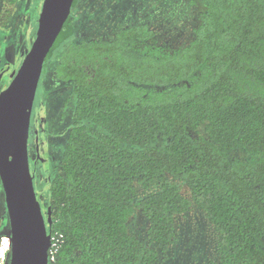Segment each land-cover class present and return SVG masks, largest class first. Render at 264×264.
<instances>
[{"label":"trees","instance_id":"trees-1","mask_svg":"<svg viewBox=\"0 0 264 264\" xmlns=\"http://www.w3.org/2000/svg\"><path fill=\"white\" fill-rule=\"evenodd\" d=\"M186 7L181 42L136 21L72 43L69 15L48 52L76 99L47 184L60 241L48 264H156L192 207L213 228L216 264H264V0ZM136 212L145 243L129 229Z\"/></svg>","mask_w":264,"mask_h":264},{"label":"rangeland","instance_id":"rangeland-1","mask_svg":"<svg viewBox=\"0 0 264 264\" xmlns=\"http://www.w3.org/2000/svg\"><path fill=\"white\" fill-rule=\"evenodd\" d=\"M42 3L43 0H0V68L10 61L18 67L23 60L36 36ZM70 17L74 27L72 43L113 35L136 21L150 22L157 26V31L166 30L170 37L177 34L181 42L189 34L188 22L191 21L186 0H130L127 8L118 0H76ZM16 41L20 43L16 44ZM59 55L60 51L56 50L55 55L44 62L30 116L29 132L32 136L28 141V152L31 155L38 147L44 160L41 163L30 159L33 188L40 197L42 208L46 207L48 182L51 183L61 172L60 160L76 103L72 95L73 83L60 82L54 76ZM182 194L188 196L184 190ZM5 208L0 182V218L6 212ZM8 225V220L0 221V241L8 234ZM128 225L137 239L145 243L147 221L136 212ZM176 231L167 259L160 257L156 264H209L211 261L216 264L215 234L201 211L193 207L189 209L177 219Z\"/></svg>","mask_w":264,"mask_h":264},{"label":"water","instance_id":"water-1","mask_svg":"<svg viewBox=\"0 0 264 264\" xmlns=\"http://www.w3.org/2000/svg\"><path fill=\"white\" fill-rule=\"evenodd\" d=\"M73 0H43L36 36L7 88L0 93V182L9 221V264H48L47 221L35 194L28 158L31 110L48 52L70 15Z\"/></svg>","mask_w":264,"mask_h":264},{"label":"flooded vegetation","instance_id":"flooded-vegetation-1","mask_svg":"<svg viewBox=\"0 0 264 264\" xmlns=\"http://www.w3.org/2000/svg\"><path fill=\"white\" fill-rule=\"evenodd\" d=\"M17 42V41H16ZM15 42V43H16ZM20 42H17L16 44H18ZM14 44V43H13ZM25 56V55H24ZM22 62V61H21ZM21 64V63H20ZM19 64V66H20ZM18 66V67H19ZM18 67H14V64L12 61L10 62H7L4 66H2L0 68V93L5 89L7 88V86L9 85L10 81H11V74L12 72L16 71L18 69ZM29 127H30V124H29ZM32 136V134L29 132V136H28V141L30 139V137ZM27 148H28V142H27ZM39 150H38V147H36V152L33 151L31 153V155L29 154L28 152V158H29V168H30V159H33V160H37L38 162H41V163H44V160L40 157L39 155ZM31 172V170H30ZM32 182H33V179H32ZM36 194V193H35ZM37 195V194H36ZM38 196V195H37ZM39 201H40V197H38ZM6 207V206H5ZM42 208V207H41ZM44 208H42V212L43 213H47L46 210L44 211L43 210ZM6 210V208H5ZM8 220V216H7V211L4 213V215L1 216L0 218V221H5ZM8 233H9V225H8Z\"/></svg>","mask_w":264,"mask_h":264},{"label":"built area","instance_id":"built-area-1","mask_svg":"<svg viewBox=\"0 0 264 264\" xmlns=\"http://www.w3.org/2000/svg\"><path fill=\"white\" fill-rule=\"evenodd\" d=\"M59 239L53 235H50V246L48 249V262L54 260V254L59 247ZM10 236L8 234L1 237L0 241V264H9L10 261Z\"/></svg>","mask_w":264,"mask_h":264},{"label":"snow or ice","instance_id":"snow-or-ice-1","mask_svg":"<svg viewBox=\"0 0 264 264\" xmlns=\"http://www.w3.org/2000/svg\"><path fill=\"white\" fill-rule=\"evenodd\" d=\"M118 2L125 8L129 6L130 0H118ZM133 7L135 6V3L132 5Z\"/></svg>","mask_w":264,"mask_h":264}]
</instances>
